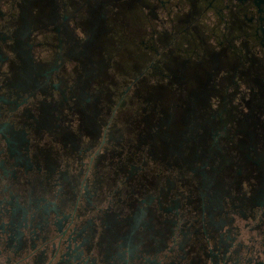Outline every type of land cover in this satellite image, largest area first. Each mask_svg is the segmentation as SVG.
<instances>
[{
	"label": "flooded vegetation",
	"instance_id": "obj_1",
	"mask_svg": "<svg viewBox=\"0 0 264 264\" xmlns=\"http://www.w3.org/2000/svg\"><path fill=\"white\" fill-rule=\"evenodd\" d=\"M0 264H264V0H0Z\"/></svg>",
	"mask_w": 264,
	"mask_h": 264
},
{
	"label": "rangeland",
	"instance_id": "obj_2",
	"mask_svg": "<svg viewBox=\"0 0 264 264\" xmlns=\"http://www.w3.org/2000/svg\"><path fill=\"white\" fill-rule=\"evenodd\" d=\"M135 72H136V69H133L132 71H130V73L126 74V76L129 77L130 75L135 74Z\"/></svg>",
	"mask_w": 264,
	"mask_h": 264
}]
</instances>
